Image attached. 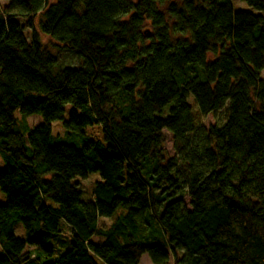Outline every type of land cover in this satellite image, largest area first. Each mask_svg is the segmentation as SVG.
Returning <instances> with one entry per match:
<instances>
[{
    "label": "trees",
    "instance_id": "trees-1",
    "mask_svg": "<svg viewBox=\"0 0 264 264\" xmlns=\"http://www.w3.org/2000/svg\"><path fill=\"white\" fill-rule=\"evenodd\" d=\"M6 1L0 264H264V0H240L258 13L230 0ZM43 37L81 66L57 67ZM190 95L224 123L198 126ZM18 113L41 122L29 130ZM53 121L71 141H54ZM90 173L84 201L73 180Z\"/></svg>",
    "mask_w": 264,
    "mask_h": 264
},
{
    "label": "rangeland",
    "instance_id": "rangeland-1",
    "mask_svg": "<svg viewBox=\"0 0 264 264\" xmlns=\"http://www.w3.org/2000/svg\"><path fill=\"white\" fill-rule=\"evenodd\" d=\"M231 1V6H233L234 10H243V9H250L255 13H258L257 10H253L245 1H240V0H230ZM7 4L6 0H1L0 1V10H2L5 5ZM26 34L28 35L29 30L25 29ZM43 42L46 44L47 47H50L52 53L57 57V63L56 66H64V67H71V66H81V60L76 57L75 53L71 50L64 49L61 46H57L52 40L49 38L43 37ZM211 58V56H210ZM262 76L264 77V71L262 72ZM195 100L193 95H190L188 98V104H191L192 106V111L194 113V117H196V123L198 126L203 127V128H209V126L213 125H221L225 121V109L221 110H216L215 112L208 113L207 115L201 116L196 108L194 106ZM169 107L166 109L168 110ZM70 110V106L66 107V117L68 116ZM17 117L19 118L18 125H27L29 128H33L34 126H37L41 122V118L39 115L33 114L29 116H22L21 114H17ZM52 123V134L54 135L55 139L54 141H60V142H68L71 141L68 139V135L65 134L63 125L60 121H53ZM19 129L24 130V127H20ZM88 135H90L92 138H102V132L101 128L98 125H95L94 127L89 126L87 127ZM165 134V140L166 142L163 145L165 154L167 157H173L175 155V151L173 150V140H172V135L167 131L164 130ZM6 166L5 159L3 158L2 154L0 153V170H3ZM100 180V176L98 173H90L87 175V178H81V177H76L73 182L78 184V187L82 190V199L84 201H88L91 198V191L93 190V186L95 185L96 182ZM6 200L5 194L0 190V204H4ZM189 201V197L186 196L185 198V203L187 205ZM50 204L55 205L53 202L49 201ZM127 208L124 206L119 207V209L114 213L111 217L115 218L121 213H125ZM110 223V219H101L100 224L102 226H106ZM59 232L56 234V237L54 236L52 238V242L54 240V244L56 245L57 248H64L61 251H65L69 248V241L71 240V234L68 232V228L66 229V224L64 221L60 220L59 224ZM14 234L17 235L20 238H24L25 236V230L24 227L22 226L21 223L16 222L14 226ZM101 240L100 238L97 237H92V241L99 243ZM65 241V243H64ZM28 248H35L32 246H28ZM169 263L168 264H173V260L171 256L169 257ZM138 264H152V262L149 260L148 255L145 253L141 256L139 263Z\"/></svg>",
    "mask_w": 264,
    "mask_h": 264
}]
</instances>
